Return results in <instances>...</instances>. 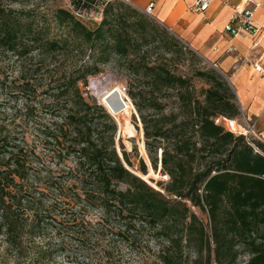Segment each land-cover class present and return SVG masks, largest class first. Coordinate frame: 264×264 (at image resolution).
Segmentation results:
<instances>
[{
	"label": "trees",
	"instance_id": "trees-1",
	"mask_svg": "<svg viewBox=\"0 0 264 264\" xmlns=\"http://www.w3.org/2000/svg\"><path fill=\"white\" fill-rule=\"evenodd\" d=\"M184 48L155 17L122 0H71L49 12L0 0V59L20 62L18 79L0 75L9 96L0 100L1 264L50 263L67 246L54 243L49 229L84 241L114 218L124 224L116 234L132 245L148 228L161 264H264V142L216 122L242 115L237 94L208 63L182 71ZM109 63L127 75L152 167L159 171L161 162L170 178L159 181L163 190L129 169L117 121L82 90ZM64 178L73 184L61 187L69 202L61 212L43 196ZM90 208L103 212L98 224L82 218Z\"/></svg>",
	"mask_w": 264,
	"mask_h": 264
},
{
	"label": "rangeland",
	"instance_id": "rangeland-1",
	"mask_svg": "<svg viewBox=\"0 0 264 264\" xmlns=\"http://www.w3.org/2000/svg\"><path fill=\"white\" fill-rule=\"evenodd\" d=\"M4 3L8 7H13L17 9L26 8V9H35L38 8L40 11L49 12L58 7H63L68 9L70 7L71 0H3ZM95 14V13H94ZM154 17V15H152ZM100 20V18H99ZM89 24H92L93 21H86ZM174 34V33H172ZM175 35V34H174ZM176 36V35H175ZM177 37V36H176ZM182 45H186L189 47L181 38L177 37ZM174 50L178 49L177 45H172ZM193 50L191 47L184 48V54L181 55V58L178 59L180 63V67L184 72H192L199 66H205L206 63L210 64L212 67H215L211 63H209L200 53L194 51L196 54L193 55L191 51ZM180 50V49H179ZM200 58V59H199ZM204 60V62L200 61ZM1 63V76L7 75L11 80L18 79L20 76V62L13 55H7L6 57L0 59ZM102 72L90 75L88 84L85 85L81 83L82 90L85 92V95H92L97 97L100 102L101 101V91L103 87H107L108 85H119L122 87L126 95L133 102L132 98L128 94V79L127 75L123 72H120L113 68V64L109 63L107 65H102ZM218 69L217 67H215ZM227 77V76H226ZM228 78V77H227ZM229 79V78H228ZM230 81V79H229ZM198 86H201L199 82H197ZM126 88V90H125ZM9 96L3 93L0 89V100L3 102H7ZM16 102L12 100V105ZM134 103V102H133ZM25 104L23 99L18 101L19 107H23ZM103 104V103H102ZM135 105V104H134ZM4 106V110H5ZM245 113L242 111V115L238 117L239 123L245 126L247 123V119L244 115ZM42 117L45 120H51L52 116L47 113H41ZM131 122L137 129L138 133L135 136H129L127 134L122 133L120 135L121 140L119 141L124 143L126 150L131 154L134 165L129 166V169L135 173H143L140 170V159L142 156L144 159L141 149L140 143L145 142V137L141 136L142 124L140 120V116L135 112L131 117ZM37 129L35 125L32 123L29 124L28 133L31 137H35L37 134ZM119 134V129H118ZM251 139L259 140L264 142L262 136H260L259 132L256 130L255 134H249ZM118 140V136H117ZM119 143L117 146L119 148ZM135 147L137 149L135 150ZM39 151L45 154L46 159H49V152L45 149L42 143L39 144ZM140 156H139V155ZM146 160V159H145ZM147 162V161H146ZM70 165H73V162L70 161ZM148 167V173L150 172V167ZM147 173V174H148ZM158 173H160L158 171ZM62 186L55 185L53 187L52 193H47V196H43L45 199V203L47 206H55L57 205L61 212L66 209L69 205V202L62 199L61 196V187H71L73 184V180L69 178H64ZM156 185L158 189L163 190V188L159 185V181H164L162 177V173L155 179ZM123 189H125L124 185H121ZM155 187L154 185H152ZM72 206L74 204L72 203ZM82 205L78 206L77 209H81ZM59 218L65 217L63 214H57ZM82 218L86 220L93 221L98 224L103 217V212L98 208H90L81 213ZM113 224L106 228L104 232L99 230H92L88 234L87 240H79L72 231L65 233L64 235H59L55 229H49L47 231L48 236L53 238L54 243L59 244L61 241L65 243L67 246V251L64 250L59 254V256L50 263L46 264H161L158 259V253L160 248V243L154 239L152 234L149 232L148 228H142L144 230L143 237L137 245H132L129 240L126 238L118 236L116 233L120 230H124V224L117 221L115 218L112 220ZM103 229V228H102ZM136 229H139V225L136 226ZM43 240H41V243ZM30 248V246L28 245ZM1 264V263H0ZM5 264H16L13 259Z\"/></svg>",
	"mask_w": 264,
	"mask_h": 264
},
{
	"label": "crops",
	"instance_id": "crops-1",
	"mask_svg": "<svg viewBox=\"0 0 264 264\" xmlns=\"http://www.w3.org/2000/svg\"><path fill=\"white\" fill-rule=\"evenodd\" d=\"M195 1L132 0V5L143 11L154 2L155 19L230 79L247 121L256 124L264 139V75L254 66L264 64V35L255 46L252 35L233 37L225 31L226 24L243 10L244 0H212L206 12L195 11ZM252 1L254 23L264 26V0Z\"/></svg>",
	"mask_w": 264,
	"mask_h": 264
},
{
	"label": "built area",
	"instance_id": "built-area-1",
	"mask_svg": "<svg viewBox=\"0 0 264 264\" xmlns=\"http://www.w3.org/2000/svg\"><path fill=\"white\" fill-rule=\"evenodd\" d=\"M125 3L132 5V0H122ZM244 8L242 11H238L232 18V20L226 24L225 31L233 37L242 34H250L252 37L256 39L254 43L257 46L260 42V38L264 35V26H259L254 23L253 15L255 9L252 8L253 1L252 0H244ZM212 4V0H196L194 3V10L197 12H206ZM155 3H150L143 11L148 15H153ZM78 15H80L78 13ZM81 16V15H80ZM236 50L235 48H229L227 51ZM256 72L264 75V64L260 61L255 65ZM126 90V88H125ZM218 124H222L228 131L244 134L247 140L252 143L251 137L249 134L254 133L256 131V124L250 121L242 125L239 123V119L227 118L224 116H220L216 119ZM161 173V172H160ZM163 180L168 181L170 178L167 174H162ZM244 264V263H243Z\"/></svg>",
	"mask_w": 264,
	"mask_h": 264
},
{
	"label": "bare ground",
	"instance_id": "bare-ground-1",
	"mask_svg": "<svg viewBox=\"0 0 264 264\" xmlns=\"http://www.w3.org/2000/svg\"><path fill=\"white\" fill-rule=\"evenodd\" d=\"M114 89H120V91L122 92V95L124 97H126V107H124L122 110H120L118 112L113 109L112 104H111V101L113 99L111 93ZM100 95H101V101H102L103 105L106 107L108 112L117 121L119 128H120V135L122 133H124V134H127L129 136H135L138 133V131L135 128V126L133 125V123L131 122V117L135 112L138 114V111H137L134 103L126 95V93L124 92L122 87L119 85H108L107 87L102 88ZM141 124H142V122H141ZM141 136L144 137V130L143 129L141 131ZM140 149H141V152H142L143 156L145 157V159H146V161L150 167V172L148 174H143V173H138V174L147 180H149L150 178L156 179L160 175V173H158V171H155L154 168L152 167V163H151V160L148 156V152H147L146 145H145L144 141L140 143ZM151 184L154 185L155 187H158L156 185V183L151 182Z\"/></svg>",
	"mask_w": 264,
	"mask_h": 264
},
{
	"label": "water",
	"instance_id": "water-1",
	"mask_svg": "<svg viewBox=\"0 0 264 264\" xmlns=\"http://www.w3.org/2000/svg\"><path fill=\"white\" fill-rule=\"evenodd\" d=\"M222 73V72H221ZM225 77L226 75L224 73H222ZM226 79L229 81V79L226 77ZM229 83L231 84V82L229 81ZM112 101H111V104H112V107L115 111H120L122 110L124 107H126V97H124L122 95V92L120 91V89H114L112 91ZM139 115V114H138ZM120 136V128H119V134H118V137ZM161 169H162V163L160 162V165H159V172H161ZM140 176V175H139ZM143 179H145L144 177H142ZM149 184H151V182L155 183L156 180L154 178H150L149 180L145 179ZM152 185V184H151ZM156 188V187H155Z\"/></svg>",
	"mask_w": 264,
	"mask_h": 264
}]
</instances>
